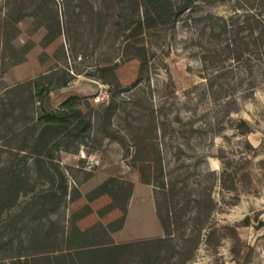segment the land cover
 <instances>
[{"label":"rangeland","instance_id":"obj_1","mask_svg":"<svg viewBox=\"0 0 264 264\" xmlns=\"http://www.w3.org/2000/svg\"><path fill=\"white\" fill-rule=\"evenodd\" d=\"M146 1L0 0V186L12 162L24 177L0 197V244L14 238L0 254L54 260L76 225L88 243L133 242L117 264H264V0H172L149 23ZM64 101L90 125L40 167L37 115ZM63 181L58 206L28 208L30 187ZM149 202L163 229L133 236Z\"/></svg>","mask_w":264,"mask_h":264},{"label":"trees","instance_id":"obj_2","mask_svg":"<svg viewBox=\"0 0 264 264\" xmlns=\"http://www.w3.org/2000/svg\"><path fill=\"white\" fill-rule=\"evenodd\" d=\"M146 2H148V4L144 5L143 14L144 20L148 23L157 20H169L176 14V4L172 0H148ZM192 2L193 0H178L177 9L182 10L188 8ZM217 16L222 19L226 26L228 18L220 15ZM258 21L260 20L258 19ZM256 38L262 40L264 43V26ZM11 91L12 89L10 88L6 91V93ZM1 104L2 108L5 109L7 108V103L6 101L0 103V119H3V117H1V115H3V112H1ZM112 105L113 104L107 105L106 109L110 110ZM37 117L40 119L39 121L42 120V122L37 130V135H35L32 151L36 153L37 157H35V160L39 163L40 167L43 165L42 161H45L40 157L41 154L51 150L49 147L56 136L63 134L64 138L74 140V138L83 136V133L90 125L89 120L82 115L81 110L67 106L65 101L60 108L51 110L43 109L40 113H38ZM10 166V185L7 187L0 186V197L4 196L6 193L18 196L20 194V190L22 189L24 181L21 182V180L24 177H22L19 164L17 162H12ZM1 176H4V174L2 172V168L0 167V182L3 180ZM27 180L28 179L25 181ZM66 188L67 185L64 181L56 188L47 187L34 191V188L30 187L32 190L30 195L34 198L32 201L34 204L31 202L28 208H36L39 214L41 210L50 209L51 206L53 208L58 206V204L66 197ZM15 210H17V208ZM22 211L25 212L26 210ZM123 223L124 222L122 221L120 227L123 226ZM70 233L71 234L68 237V240H70L72 247L70 246V249L66 252L62 251L59 254H55L53 257L54 260H51L49 253L45 254V252L38 251L34 254H28L19 251L18 248L15 253L10 254V252H7V248H5L6 252L0 254V264H4V259L7 258H11V261L9 262L10 264H44L46 261V264H117L121 260L120 257L122 253L126 251L125 249L133 244L131 241L114 242L113 240L105 241V243H88L87 240L89 232L87 230L80 229L76 225ZM6 236L7 238H5V240L3 239L0 245L8 243V245H11L14 241V238L11 237V233H7ZM31 236L29 239L30 241H43L51 235L49 231H46L43 235L33 233ZM4 237L5 233L1 234V238ZM18 241L21 245L24 240L20 237ZM42 259L44 260L41 261Z\"/></svg>","mask_w":264,"mask_h":264},{"label":"crops","instance_id":"obj_3","mask_svg":"<svg viewBox=\"0 0 264 264\" xmlns=\"http://www.w3.org/2000/svg\"><path fill=\"white\" fill-rule=\"evenodd\" d=\"M140 209L143 210V214L141 215L142 220L140 225L136 227V229H133V236L134 235H146V234H151V233H160L163 229L161 222L159 220L158 214L156 212L155 207L150 204L144 205L141 203ZM137 207L135 206H130V208L127 211L126 214V222H125V228L133 225V212L136 210ZM152 210L153 215H151L150 211ZM134 226V225H133Z\"/></svg>","mask_w":264,"mask_h":264}]
</instances>
